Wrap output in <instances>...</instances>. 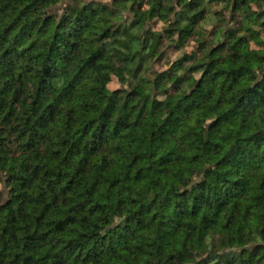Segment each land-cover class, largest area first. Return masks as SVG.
<instances>
[{
  "label": "trees",
  "instance_id": "trees-1",
  "mask_svg": "<svg viewBox=\"0 0 264 264\" xmlns=\"http://www.w3.org/2000/svg\"><path fill=\"white\" fill-rule=\"evenodd\" d=\"M0 264H264V0H0Z\"/></svg>",
  "mask_w": 264,
  "mask_h": 264
},
{
  "label": "rangeland",
  "instance_id": "rangeland-1",
  "mask_svg": "<svg viewBox=\"0 0 264 264\" xmlns=\"http://www.w3.org/2000/svg\"><path fill=\"white\" fill-rule=\"evenodd\" d=\"M261 40V37H253V39H250V44L252 45V46H257V43H258V41H260ZM184 50H186V51H188V52H192V51H194V41H192V42H190V44H188V46L186 47V49H184ZM181 55V52L179 51V52H174L173 54H172V59L174 60L175 58L177 59L179 56ZM171 61H167V62H165L164 64H162V65H158V68L160 69V70H163V69H165L167 66H169V65H171ZM109 86H110V88L111 89H116V88H118L119 86H120V83H119V81H118V79H116L114 76H112V75H110L109 76ZM164 113L163 112H160L159 113V115H163Z\"/></svg>",
  "mask_w": 264,
  "mask_h": 264
}]
</instances>
